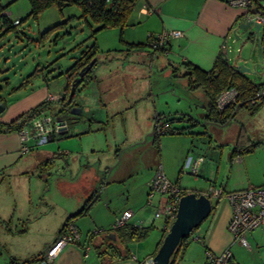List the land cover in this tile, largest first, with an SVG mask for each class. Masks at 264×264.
Segmentation results:
<instances>
[{
  "label": "rangeland",
  "instance_id": "obj_1",
  "mask_svg": "<svg viewBox=\"0 0 264 264\" xmlns=\"http://www.w3.org/2000/svg\"><path fill=\"white\" fill-rule=\"evenodd\" d=\"M0 3L9 12V20L22 19L17 25L10 22L4 24L0 20V102L6 106L0 116L6 111L12 98L10 94L16 91L11 90V87L17 85L38 65L40 74L37 79L40 80L44 74L49 77L47 81H51L60 77L57 74L65 71L85 46L91 43L96 46L97 63L93 70H99L101 79L88 81L76 92L72 107H78L79 112L71 111V107L57 116L49 114L53 122L57 117L65 119L68 133H73L78 145L83 148L82 152L57 155L60 157H54V161H49L44 167L43 176L47 181H51L50 193L55 196L59 194L54 188L55 184L63 191L68 189L74 196L83 199L89 198L95 191L98 193L102 188L98 193L100 197L94 211L104 216L106 204L111 199L108 194L112 197V193L118 192L111 205L122 209L127 197L130 200V196L139 192L143 186V193H149L146 182L154 175L159 164L169 180L174 182L179 177V185L189 190L202 178L199 173L179 172L186 154L193 156L207 152L206 156L210 157L209 151L214 148L218 155V164L221 153L225 154L222 149L228 144L220 145L219 142H227L233 134H240L242 125L249 131L253 123L250 118L258 119L259 124H264V108L260 100H256L253 107L250 104L242 106L228 124L209 123L202 116L204 94L201 88L196 91L185 89L182 83L185 84L187 79L167 76L156 62L152 64L146 54L136 56L130 50H127V54L122 53L119 48L128 46L129 49L135 46L127 45L120 38L119 27L103 28L93 35L92 30L97 24L93 21L87 22L76 4L63 9L52 5L37 17H33L29 14L31 7L28 0H0ZM251 9L264 11V2L257 0ZM238 25L239 22L235 25L236 31L232 33L233 41L227 53L228 62L233 63L235 57L240 58L237 65L242 64L245 69H249L251 72L246 71L247 76L257 80L264 73V54L261 48L255 45L256 41L252 40L249 30L253 28H242ZM259 34L264 36V26L260 27ZM145 46L148 50L151 49L147 44ZM135 64L144 69L143 74H126L129 80L125 81L126 67ZM6 80H9V83ZM57 81L60 80L56 79L55 82ZM99 81L108 83V89H103ZM147 97L150 99L146 104L147 109H150L148 112L146 106L141 103ZM177 111L184 113V120L162 117L159 119L160 124L166 122L168 130L162 133L154 130L155 114L172 115ZM174 128H181L184 132L169 131ZM139 131H143L140 138L137 135ZM252 142H256V139H252ZM29 153L23 158L30 156L31 159L32 154ZM245 159L239 174L259 178L264 171V143L253 147ZM220 172L217 173L218 182L222 179L226 181V174L229 173L231 177L234 171L232 169ZM32 176L34 178L31 181H36L35 174ZM20 179L23 180L22 175ZM105 183H108L106 190ZM17 195L21 196L18 193ZM152 196L161 195L154 192ZM148 207L150 209L142 216L145 222L142 224L150 228L145 236L130 243V248L141 261L153 253L166 225L163 217L154 216L158 206L152 208L151 202ZM22 218L23 215L16 209L10 222L11 227L19 228L18 220L21 222ZM194 233L195 231L191 234L188 244L192 248L200 245L192 238ZM37 235L38 233L31 230V233L24 237V241L27 243L28 237ZM101 236L102 233L99 234L100 238Z\"/></svg>",
  "mask_w": 264,
  "mask_h": 264
},
{
  "label": "crops",
  "instance_id": "obj_2",
  "mask_svg": "<svg viewBox=\"0 0 264 264\" xmlns=\"http://www.w3.org/2000/svg\"><path fill=\"white\" fill-rule=\"evenodd\" d=\"M145 1L149 5L150 11H146L142 4H138L129 15L127 24L120 29V38L127 45L138 43L141 45L129 49L126 46L119 48V50L126 54L129 53L127 50H130L136 56L140 54L148 55L152 60V64L156 62L167 76L171 75L173 78L175 76L184 77L180 74L187 71L190 63L202 70H209L219 53L228 61L227 53L229 45L233 41L232 33L236 31L235 25L238 22L240 24L246 21L243 16L244 11L229 5L227 0ZM166 29H179L183 31V35L172 37L165 44L164 49L148 50L145 44L149 35H156ZM234 59L233 63H228L237 68L240 58L235 57ZM137 65L126 67L125 81L129 80L126 74L129 75L133 72L143 74L144 69H140ZM38 66L37 69L39 70ZM94 70L91 73L93 78L90 82L101 79L99 70ZM40 71L42 74V69ZM241 73L247 76L246 71ZM247 77L254 83H260L264 80V73L257 80ZM37 78L33 80L32 84H28L24 88L10 94L12 98L9 100L6 111L0 116L1 122H8L14 119L40 101L47 99L57 100L55 97L52 98V96L61 94L66 85V80L63 76L51 81H47L49 77L44 74H42L40 80ZM184 78L186 80V77ZM56 79L60 81L55 82ZM6 81L9 83V80ZM98 83H102L103 89H108V83L103 81ZM182 85L185 86V89H191L187 82L185 84L182 83ZM197 89L199 88H195L194 91ZM149 100L147 97L141 102L146 106V112L150 110L147 109L146 105ZM202 103V116L204 117L206 113L205 106L208 103L205 94ZM261 103L262 108H264V99H261ZM156 115H154V118ZM250 120L254 124L251 123L249 131L243 125L240 126L241 137L239 133H235L231 138L227 139V142H219L220 145L228 144L222 149L225 154L221 153L218 164H216L218 155L214 148L209 151L211 158L206 156L207 152L204 154L201 152L196 153L197 155H202L204 159L198 171L203 181L198 179L190 189L206 191L212 187H220L225 191H231L248 186L264 185V171H262V175L259 178H250L248 174L240 175L238 172L250 152L233 156V147H230V145L238 147L241 143L251 142L252 139H256L259 144L264 143V124H259L257 122L258 119L253 120L250 118ZM66 132L67 137L59 138L56 136L41 144H34L30 139L20 141L17 132H0V236L2 237L0 239V264H10V256L22 260L46 249L59 233L67 216L76 212L87 200L74 196L72 192L67 191L68 189L63 191L58 187V184L54 186L59 193L55 196L50 193L52 188L51 181H47L46 177L43 176L44 167L49 164V161L52 163L54 157H60L57 155L64 156L83 151V148L78 145V140L76 141L74 134L68 133L67 130ZM137 135L140 138L143 135V131H139ZM23 146H28L29 149L24 151ZM26 153L32 154L31 159L30 156L23 158ZM189 156L192 155L186 154L185 158ZM184 159L181 162L182 164ZM232 169L234 171L233 176L229 177L228 173L226 174V181L222 179L218 182L217 173L221 170L226 172ZM34 174L36 181H31L34 178L32 176ZM21 175L23 180L20 179ZM16 176L19 177L16 178ZM149 181L146 182L147 186ZM105 184L106 190L108 183ZM101 190L99 189L98 193ZM143 190L144 186L139 189V192L130 196V200L127 197V204L125 203L122 209L111 205L114 196L118 195V192L116 194L112 193V197L108 194L111 199L106 204L104 216H100L94 211L95 204L100 197L95 191L94 197L97 196L98 198L92 202L85 214L73 221L79 230L80 240L63 246L52 264H140L141 260L135 255L134 250L130 248V244L128 245L129 253L127 256H121L122 250L120 252L111 250L108 244L109 241H114L115 235L114 237H109L107 234L113 233V223L116 217L120 215L121 210L131 209L133 216L129 222L143 225L142 223L145 222L142 216L150 209L148 206L151 202L152 208H156L164 201L165 196L157 192L161 196L151 195L152 200L148 203V200L146 201L148 192L145 191L147 193L144 194ZM17 193L21 196L17 195ZM214 200H216V197L212 196L211 201L213 202ZM217 201L216 207L210 216L206 218L204 224L195 230L194 236L199 235L201 237L200 240H197L200 245H195L194 248L189 245L180 264H204L205 249L219 253L226 247L230 248L234 264H264V225L248 232L246 234L248 245L242 246L233 240V235L227 230V223L232 213L230 202L224 197L217 199ZM16 209L24 218L21 219V222L18 220L20 227L13 229L10 222ZM85 218L88 219L83 221ZM167 228L166 226L164 227L162 236L150 256L157 250ZM109 229L112 231L106 232ZM31 230H34L38 235L28 237V242L26 243L24 237H27ZM100 233H102L101 238L99 237ZM96 245H101L100 248L102 250L105 248L107 251L102 252L100 255L96 250Z\"/></svg>",
  "mask_w": 264,
  "mask_h": 264
},
{
  "label": "trees",
  "instance_id": "obj_3",
  "mask_svg": "<svg viewBox=\"0 0 264 264\" xmlns=\"http://www.w3.org/2000/svg\"><path fill=\"white\" fill-rule=\"evenodd\" d=\"M28 1L31 7L29 14L32 15L33 17H37L39 13H41L43 10H45L46 8L52 5H55L59 9H63L66 6L76 4L77 6L80 7L81 15L84 17V19L87 22L93 21L97 24V27L92 30L93 35L97 31L107 27H119L120 29H122L127 24L128 17L131 14L132 10L138 4L139 5L143 3L147 4L145 0H28ZM3 11H5V7L0 3V20H2L4 24L9 23L10 20L8 19V16L3 14ZM21 21L22 19H20V23ZM261 44L264 45V37L261 38ZM140 45L141 44L138 43L135 44L134 46H140ZM95 53H96V46L94 43L85 46L76 56L72 64L64 72L57 74L58 77L63 76L66 80V85L61 91L60 94L61 96L57 100L47 99L40 101L31 108H29L28 110L24 111L23 113L15 117L14 119L8 122L0 121V132L3 133L17 132L23 126L29 125L33 119H35L36 117L42 114H50L57 116V114H59L60 112L69 110L74 105L73 101L78 89L84 86L88 81H90L93 78L91 73L93 71L95 64L97 63L95 59V55H96ZM93 58L94 61L91 67L87 69V71L83 74L81 78H79L78 83L75 82L74 93L71 97V100L68 101L67 99H68L69 91L71 89L72 81L78 77L80 70L85 69ZM38 75L39 72L38 69L36 68L30 74H28L23 80H21L17 85L11 87V90H19L24 88L29 83H31L32 80L38 77ZM180 75L186 77L187 83L191 89H195V88L202 89V91L204 92L205 96L208 99V103L205 106L206 113L204 119L207 120L209 123H213L215 125L225 124V122L231 116V113L233 112L236 103L242 102L239 108H241L242 106H246L248 104H250L253 107L254 104L257 102L256 100H260L261 103V99H264V94L258 96V94L261 93V91H264V80H262L260 83L252 82L245 74L241 73L235 66L229 64L221 53H219L216 56L213 65L209 70H202L196 65L190 63L188 64L187 71ZM228 86H232L237 90L236 101L225 107L223 110H218L215 105V98L222 88ZM235 114L231 118V120L235 117ZM172 115L157 114L154 118L155 119L153 124L154 130L156 131L158 130L160 133H162V131L157 129L158 127L156 123V122H160L159 119L162 117L169 116V120L170 119H175L179 121L184 120L182 116L184 115V113L182 112H174V114ZM170 116H172V118ZM180 117H182V119ZM65 122L67 121L65 120ZM67 129H68V125L66 123L65 130L59 131L57 134L52 133L47 141L53 139L56 136L59 138L67 137L66 134ZM167 130L168 128L166 127L163 132H166ZM169 131L175 133L184 132L181 128L169 129ZM239 136L241 137L242 133H240ZM257 144L258 142H252V141L246 144L241 143L240 146L233 147V154H234L233 156H239L245 152H250L252 151L253 147H255ZM159 166H157V169ZM179 172H181V169ZM151 179L148 183L149 192H150ZM174 182L179 184V177H177V179ZM179 187L181 189V194L188 192L187 189L182 188L180 185ZM218 188L221 189V195L215 196L216 200H214L213 202L211 201L212 202L211 212L216 207V204L218 202L217 199L223 197V194L227 192L223 188L220 187ZM189 190L197 194L203 192L206 195H208L210 198L212 197L209 194V189L206 191H199V190L197 191L194 189H189ZM94 195L95 194L87 198L85 203L76 212L67 216L59 232H61L64 225H66L68 222L73 223L75 225L73 221L77 217L85 214L88 211L89 207L91 206L92 202L98 198L97 196L94 197ZM170 223L171 222H166V226L169 227ZM200 224L197 227H195L189 235L182 237L180 239L177 247L170 256L168 264H180L185 254V251L188 247V244L190 242L191 234L200 226ZM149 228H150L149 226H143L139 223L132 224L129 221L122 226L112 227L113 231L109 229L106 232L112 231L115 235V239L114 241H109L108 245L111 248V250L115 252H120V250H122L123 252L121 256H127L129 253L128 245L138 240L139 238L145 236ZM194 237H196L195 240L201 239L199 235L193 236L192 238L194 239ZM100 247L101 245L100 246L96 245V250L101 255L102 252L107 251V249L104 248L102 250ZM44 251L45 249L34 256L22 260L10 256V264H34L39 260V256H41Z\"/></svg>",
  "mask_w": 264,
  "mask_h": 264
},
{
  "label": "built area",
  "instance_id": "obj_4",
  "mask_svg": "<svg viewBox=\"0 0 264 264\" xmlns=\"http://www.w3.org/2000/svg\"><path fill=\"white\" fill-rule=\"evenodd\" d=\"M257 0H227V3L233 7L242 9L243 16L246 20L252 19L264 26V11L252 10V5ZM142 6L146 11H150L149 5L143 3ZM3 14L9 17V12L3 11ZM12 25L20 24V19L15 18L10 20ZM183 35V31L179 29H166L156 35H149L147 45L151 49H161L172 37H179ZM61 95L58 94L55 99ZM237 97V90L228 86L222 88L215 98V105L218 110H223L228 105L234 103ZM157 123V129L164 131L166 124ZM66 128V122L59 118L52 121L49 114H42L31 121L29 125L23 126L17 131L20 141L32 140L34 144L44 143L49 139L52 133L57 134ZM24 151L28 150V146H23ZM202 155L189 156L184 159L181 167V172L188 171L192 174H197L199 167L203 162ZM158 192L165 196L164 201L155 210L154 216L163 217L166 222H172L175 218L178 200L180 198L181 189L179 184L169 180L164 174L161 165L158 167L156 173L151 179L150 192L148 194V203L151 202V195ZM210 196L221 195V189L212 187L209 189ZM223 197L226 198L232 207V213L227 223V230L233 235V240L240 243L242 246H247L248 241L246 234L251 230L264 225V185L248 186L236 190L225 192ZM133 216L131 209L123 210L119 216L116 217L113 227H119L128 222ZM166 226V225H165ZM167 228V226H166ZM169 227L167 228V230ZM80 238L77 227L68 222L64 225L61 232L54 238V240L46 247L39 260L34 264H52L53 260L59 251L67 243L76 242ZM196 238V237H194ZM204 264H234L229 247H226L219 253H215L209 249H205ZM140 264H155L152 256L146 257Z\"/></svg>",
  "mask_w": 264,
  "mask_h": 264
},
{
  "label": "water",
  "instance_id": "obj_5",
  "mask_svg": "<svg viewBox=\"0 0 264 264\" xmlns=\"http://www.w3.org/2000/svg\"><path fill=\"white\" fill-rule=\"evenodd\" d=\"M264 2V0H262ZM239 27L242 28H253V30H249L252 40L256 41L255 45H258L261 48L262 54H264V45L261 44V36L259 34L260 23L257 21H253L252 19H248L239 24ZM94 58L89 62L85 69L80 70L79 75L76 79H74L71 83V89L68 94V101L71 100V97L74 93V85L75 82H79V78L83 76V74L87 71L88 68L93 64ZM237 69L240 72L250 71L249 69H245L242 64L237 66ZM264 94V91L258 94V96ZM242 102H238L235 105L231 116L225 122L227 124L234 114L237 112L239 106ZM5 109V104L0 102V112ZM71 111L79 112L78 107H72ZM60 119V117H58ZM61 123H63V119H60ZM64 128L63 130H65ZM154 130L151 132L153 133ZM212 210V202L211 198L205 193H195L193 191H188L180 196L177 204L176 214L174 220L171 222L169 229L166 231L160 245L158 246L155 253L152 255V260L155 264H168L170 256L174 252L177 247L180 239L185 237L191 233V231L197 227L211 212ZM109 237H114L113 233L107 234Z\"/></svg>",
  "mask_w": 264,
  "mask_h": 264
}]
</instances>
